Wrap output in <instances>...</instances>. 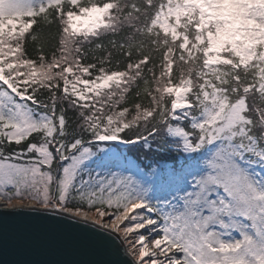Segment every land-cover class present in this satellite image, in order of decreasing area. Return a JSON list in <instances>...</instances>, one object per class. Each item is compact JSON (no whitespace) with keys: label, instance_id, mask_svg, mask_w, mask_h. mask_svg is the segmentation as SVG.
Returning <instances> with one entry per match:
<instances>
[{"label":"snow or ice","instance_id":"snow-or-ice-1","mask_svg":"<svg viewBox=\"0 0 264 264\" xmlns=\"http://www.w3.org/2000/svg\"><path fill=\"white\" fill-rule=\"evenodd\" d=\"M9 214L127 264H264V0H0Z\"/></svg>","mask_w":264,"mask_h":264},{"label":"water","instance_id":"water-1","mask_svg":"<svg viewBox=\"0 0 264 264\" xmlns=\"http://www.w3.org/2000/svg\"><path fill=\"white\" fill-rule=\"evenodd\" d=\"M30 225L34 235L21 230ZM0 264H127L123 249L83 226L0 215Z\"/></svg>","mask_w":264,"mask_h":264},{"label":"trees","instance_id":"trees-1","mask_svg":"<svg viewBox=\"0 0 264 264\" xmlns=\"http://www.w3.org/2000/svg\"><path fill=\"white\" fill-rule=\"evenodd\" d=\"M133 154H136V155H138L139 153H138V151H137V150H133Z\"/></svg>","mask_w":264,"mask_h":264}]
</instances>
